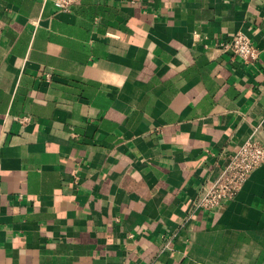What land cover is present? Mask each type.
<instances>
[{
    "label": "crops",
    "instance_id": "crops-1",
    "mask_svg": "<svg viewBox=\"0 0 264 264\" xmlns=\"http://www.w3.org/2000/svg\"><path fill=\"white\" fill-rule=\"evenodd\" d=\"M251 134L264 0H0V264H264V163L193 208Z\"/></svg>",
    "mask_w": 264,
    "mask_h": 264
},
{
    "label": "built area",
    "instance_id": "built-area-1",
    "mask_svg": "<svg viewBox=\"0 0 264 264\" xmlns=\"http://www.w3.org/2000/svg\"><path fill=\"white\" fill-rule=\"evenodd\" d=\"M50 2L57 10L69 12L74 3L79 0H40ZM218 52L225 53L230 58H238L246 64H254L259 50L251 43L250 38L243 32L237 31L231 36L215 44ZM24 116L19 122L26 123ZM264 163V144L249 135L243 141L232 147L226 160L212 178H206L200 186L193 201V208L212 211L233 198L250 174Z\"/></svg>",
    "mask_w": 264,
    "mask_h": 264
}]
</instances>
